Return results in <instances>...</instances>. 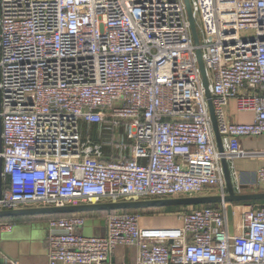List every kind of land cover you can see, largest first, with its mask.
I'll list each match as a JSON object with an SVG mask.
<instances>
[{
	"label": "built area",
	"instance_id": "2783aa9c",
	"mask_svg": "<svg viewBox=\"0 0 264 264\" xmlns=\"http://www.w3.org/2000/svg\"><path fill=\"white\" fill-rule=\"evenodd\" d=\"M190 1L198 44L185 0H0V210L224 197L222 157L241 192V139L264 135V0ZM231 100L253 120L232 122ZM256 175L264 187V164ZM227 207L168 227L106 212L104 235L83 233V214L53 217L47 264H110L120 245L139 247L137 264H264V204L234 203L233 235Z\"/></svg>",
	"mask_w": 264,
	"mask_h": 264
},
{
	"label": "crops",
	"instance_id": "0c3cea01",
	"mask_svg": "<svg viewBox=\"0 0 264 264\" xmlns=\"http://www.w3.org/2000/svg\"><path fill=\"white\" fill-rule=\"evenodd\" d=\"M230 120L236 123H248L253 120V113L250 111H239L235 100H231L227 106ZM241 146L246 155L236 157L234 164L237 172V181L241 186H248L241 192H263L264 187H258L257 169L264 164V135L258 137H244L241 139ZM233 169V168H232ZM256 205L264 204V201L255 202ZM108 213V212H107ZM105 212L89 215L91 222L85 225L81 231L87 235H104L106 224L103 223ZM47 218L42 215H29L27 219L16 222L21 225L11 232L6 233L0 248V264L5 261H18L20 264H47L48 246L47 232L36 230V223H47ZM182 223L178 218V213L167 210L151 209L142 213V225L144 226H180ZM20 228V229H18ZM29 230V231H28ZM37 231L39 237L33 238V232ZM139 247L137 245H120L117 247L111 258L110 264H137L139 260Z\"/></svg>",
	"mask_w": 264,
	"mask_h": 264
},
{
	"label": "water",
	"instance_id": "95a60500",
	"mask_svg": "<svg viewBox=\"0 0 264 264\" xmlns=\"http://www.w3.org/2000/svg\"><path fill=\"white\" fill-rule=\"evenodd\" d=\"M186 9L188 12L192 35L194 42L199 43V33L197 29V24L194 18L193 10L191 7V1L185 0ZM197 57L199 61L200 70L202 73L203 83L206 88V95L210 101V111L213 120L214 132L216 135L218 149L221 153L224 152V146L222 141V136L218 129V122L215 115L214 107L212 101L210 100L211 93L209 89V80L207 77V70L205 63L202 58L201 50H197ZM1 133V126H0ZM222 166L224 169V175L227 185V194L222 197L218 194L212 195H195V196H179V197H169V198H154V199H139L131 201H120V202H104L97 204H75L66 206H43V207H25L20 209L11 210H0V218L5 217H19L28 215H54V214H66V213H82L89 211H104L112 212L116 210H130V209H147L155 207H166V206H198L205 204H217L225 201L228 203L227 216L229 223V232L231 235L234 234V203L244 202L251 203L252 201L260 200L264 201V191L263 192H237L236 181L232 174L229 162L226 157H222ZM2 170V160H0V172ZM248 186H241V189H247ZM105 223V220H103Z\"/></svg>",
	"mask_w": 264,
	"mask_h": 264
},
{
	"label": "rangeland",
	"instance_id": "374dc122",
	"mask_svg": "<svg viewBox=\"0 0 264 264\" xmlns=\"http://www.w3.org/2000/svg\"><path fill=\"white\" fill-rule=\"evenodd\" d=\"M253 34V31H251V30H243L242 32H241V35L242 36H245V35H252ZM83 131H84V134H85V136H87L88 135V133H89V131H88V128H87V126L85 125V126H83ZM94 136H95V138H96V132L94 133ZM217 190H216V188H208L207 190H204L202 193H200V194H198V195H212V194H217ZM260 200H256V201H253L254 203L255 202H259ZM238 203H240V202H238ZM179 208V210H176L175 211V213H179V212H182V211H184V210H187L186 208H180V207H178ZM151 209H154V208H151ZM151 209L150 210H139V213L142 215V213L143 212H147V211H151ZM155 209H162V210H165L163 207H159V208H155ZM23 218H16L14 221H12V223H14L15 222V224H16V222H18V221H21ZM91 222V219L90 218H87V220H86V224L85 225H87L88 223H90ZM238 222V221H237ZM14 224V226H13V230L15 229V228H17V227H21V225H15ZM36 226V230H37V228H38V230L41 232V234L43 233V230H44V228H46V231L45 232H48V228H49V224H48V222L47 223H42V222H40V223H36L35 225H33L32 227H35ZM18 229H20V228H18ZM29 231V230H28ZM6 233H8V232H3L2 233V236H4L5 237V235H6ZM87 235V234H86ZM1 236V237H2ZM39 236H41V235H38L37 234V231H34L33 232V238H37V237H39ZM1 239V238H0ZM0 248L2 249V240L0 241Z\"/></svg>",
	"mask_w": 264,
	"mask_h": 264
},
{
	"label": "trees",
	"instance_id": "16d2710c",
	"mask_svg": "<svg viewBox=\"0 0 264 264\" xmlns=\"http://www.w3.org/2000/svg\"><path fill=\"white\" fill-rule=\"evenodd\" d=\"M253 203V201L251 202ZM201 206H218V203L217 204H205V205H198V206H184V207H180V206H166V207H163L165 210H167L168 212H175L176 210H179L178 207L180 208H186V209H189V208H197V207H201ZM155 208H159V207H155ZM161 208V207H160ZM151 208H147V209H130V210H116V211H138L139 210H150ZM100 212H104V211H89V212H82L80 214H83L85 216H89V215H93V214H96V213H100ZM113 212V211H112ZM106 213V212H105ZM70 214H73V213H66V214H54V215H42L43 217L47 218V220H49L50 218H53V217H58V216H67V215H70ZM37 216V215H35ZM29 217L28 216H19V217H5V218H0V223L2 222H12L14 221L16 218H23L21 221H24L25 219H27ZM21 221H18V222H21ZM15 223V222H14Z\"/></svg>",
	"mask_w": 264,
	"mask_h": 264
}]
</instances>
